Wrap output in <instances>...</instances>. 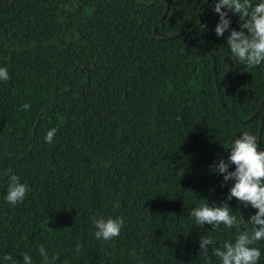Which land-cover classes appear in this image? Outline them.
I'll return each instance as SVG.
<instances>
[{"label": "trees", "instance_id": "16d2710c", "mask_svg": "<svg viewBox=\"0 0 264 264\" xmlns=\"http://www.w3.org/2000/svg\"><path fill=\"white\" fill-rule=\"evenodd\" d=\"M214 3L0 0V264H44L41 246L53 264H219L237 230L190 213L225 201L234 181L209 166L243 132L264 150V63L232 58ZM6 170L29 189L15 206ZM227 203L237 220L255 214ZM93 217H122L120 235L96 239ZM253 246L264 264V240Z\"/></svg>", "mask_w": 264, "mask_h": 264}, {"label": "clouds", "instance_id": "9594fccd", "mask_svg": "<svg viewBox=\"0 0 264 264\" xmlns=\"http://www.w3.org/2000/svg\"><path fill=\"white\" fill-rule=\"evenodd\" d=\"M212 10L218 14V23L214 28L217 37H225L226 44L230 49L231 56L238 63L244 64L249 69L264 63V0L253 4L252 0H215ZM239 17L243 21L239 24V29H231L232 23L229 14ZM10 79L6 67H0V81ZM29 104L21 105V110H28ZM57 133L56 128H51L45 135L46 143H52ZM234 165V170L229 171V167ZM210 171L214 174L222 175L223 181H234L228 189L225 201L219 205L213 203L209 206L204 203L193 208L190 217L197 227L205 224L211 225L212 229H217L223 225L227 229L235 228L237 235L234 241H225L221 247L213 250V255L218 258L219 264H258L261 257L259 248L253 245L264 240V150L258 146L256 135L243 132L230 145L227 160L220 158L213 165ZM8 178V190L4 197L10 205H17L23 202L28 186L20 182L19 177L12 174L10 170L3 173ZM235 198L239 204L245 208L255 209V214L250 215L245 220L241 215L232 213L227 201ZM95 227L94 236L98 240L105 242L113 240L120 235L124 221L122 217L103 218L93 217ZM243 226V230H241ZM214 241L211 237H201L199 240L200 254L207 257L209 247ZM82 245L77 244L75 251L79 253ZM39 254L43 258L44 264H53L58 258L56 256L49 260L44 247L41 246ZM23 264H32V258L28 254H23ZM3 260L12 261L10 254H5Z\"/></svg>", "mask_w": 264, "mask_h": 264}, {"label": "water", "instance_id": "95a60500", "mask_svg": "<svg viewBox=\"0 0 264 264\" xmlns=\"http://www.w3.org/2000/svg\"><path fill=\"white\" fill-rule=\"evenodd\" d=\"M166 9H167V3H166V8H165L163 14L161 15V17L164 16V14H165V12H166ZM198 24H201V20H199ZM153 30H154V27H153ZM174 35H175V34H174ZM216 89L218 90L217 85H216ZM253 114H254V113H253ZM253 114H252V115H253ZM263 114H264V113H262V116H261V118H260L259 130L261 129V124H262V121H263ZM250 117H251V116H250Z\"/></svg>", "mask_w": 264, "mask_h": 264}]
</instances>
